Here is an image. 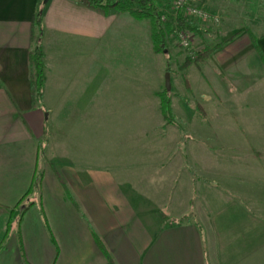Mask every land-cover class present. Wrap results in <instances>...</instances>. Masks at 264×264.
Masks as SVG:
<instances>
[{"label": "crops", "instance_id": "crops-1", "mask_svg": "<svg viewBox=\"0 0 264 264\" xmlns=\"http://www.w3.org/2000/svg\"><path fill=\"white\" fill-rule=\"evenodd\" d=\"M208 2L201 3L220 18L213 35L221 46L207 60L231 79L236 73L240 80H229L228 94L252 105L231 119L259 120L263 82L242 78L253 67L264 71V17H252L251 1ZM140 25L80 0H0V264H264V218L234 196L229 185L235 182L222 179L220 164L209 162L201 105V122L181 118L186 134L199 141L180 146L186 159L161 172L149 164L155 175L114 172L103 161L78 164L73 155L53 166L40 161L49 90L46 77L42 103L34 106L29 53L39 44L47 72L51 51V110L59 132L67 121L70 128L84 121L88 130L89 122L140 114L139 85L123 80L118 56L111 58L120 40L138 36L130 29ZM126 105L136 107L126 111ZM26 195L30 206L22 213L16 207Z\"/></svg>", "mask_w": 264, "mask_h": 264}, {"label": "rangeland", "instance_id": "rangeland-1", "mask_svg": "<svg viewBox=\"0 0 264 264\" xmlns=\"http://www.w3.org/2000/svg\"><path fill=\"white\" fill-rule=\"evenodd\" d=\"M199 1L209 4L208 1L211 0ZM199 1L196 2L198 5L214 14L211 9L202 5L201 2L200 4ZM213 1L216 4V0ZM247 1L252 2V17L263 18L264 0ZM170 3L171 0H160L158 3L161 22L166 20V15H170L175 23L178 15L171 13ZM116 13L120 14V12ZM185 19L202 31L200 34L187 31L190 43L188 50L181 47L175 28L172 34L166 33L164 47L159 53H155L149 20L140 21L141 25L138 29H130V32L138 30V36H127L120 40L119 47L111 58L118 56L120 68H124V72H120L123 80L139 85L142 103L138 109L140 114L125 112L121 115L123 120L109 119L107 122L101 120L89 122L91 129L88 130L85 128L84 121H77L75 128L73 124L70 128V123L67 121L62 123L59 132V127L53 120L50 51V56H48L50 66L47 72H44L45 81L47 77L48 82L50 103L46 107L50 108V111L46 120V133L39 141L40 161L53 166L58 162L68 163L73 155L78 164L100 165L103 161L112 166L114 172L122 171L131 176L133 170H136L135 172L139 170L143 175H148V172L155 175L154 170L149 168V164L157 163L156 170L161 172L162 167L169 166L171 162L186 159L184 153L180 152V146L199 141L186 134L185 129L182 128L184 120L181 118L190 115L201 122L200 111L197 109V105H201L206 116L203 121L206 133L202 139L205 140L203 144L209 162L214 160L215 163L220 164L219 169L216 170L222 179L235 182L229 185L234 196L239 194L246 204L253 207L254 212L264 218V104L262 112L258 114L259 120L251 119L248 115L244 118L245 120L243 119L244 121L240 122L231 119L233 116H241L245 112H250L249 108L252 107L246 103L247 98L245 102L243 98H234L228 94L229 80L239 81V76L232 73L234 77L231 79L229 74L219 73L207 59L200 65L194 63L188 68L183 66L192 50L204 47L213 48L217 44L218 38L213 33L220 30L218 27L221 24L207 21L204 22L205 25H202L200 20ZM204 31L212 34L205 36ZM252 71L253 74L242 79L249 83L261 80L263 87L258 91H264V77H261V75L264 76V71L257 70L255 67ZM166 73L169 74V91L164 86ZM165 90L171 102L172 120L169 123L165 122L160 112V104H157L160 103V99L153 94V91H158L159 94ZM117 107L120 111L121 106ZM123 107L129 111L136 106ZM111 112L110 110L108 117ZM239 123L243 126L242 130H240ZM54 127L57 129L54 130ZM177 144L180 149L178 147L176 149ZM71 151L76 152L72 154ZM245 177L248 178L247 184H242V179Z\"/></svg>", "mask_w": 264, "mask_h": 264}, {"label": "trees", "instance_id": "trees-1", "mask_svg": "<svg viewBox=\"0 0 264 264\" xmlns=\"http://www.w3.org/2000/svg\"><path fill=\"white\" fill-rule=\"evenodd\" d=\"M85 5L100 10L103 12H108L114 10L120 13H126L131 16L136 21L149 20L151 23V40L153 43V51L159 53L165 45L166 33L172 34L175 30H185L193 33H202V31L190 21H187L181 14L173 21V17L166 15V20L161 22V18L158 14V3L160 0H80ZM36 24L40 22V14L36 15ZM230 40V39H229ZM227 40V41H229ZM221 44L215 45L213 48L204 47L198 50H192L191 55L186 57L184 62V67L188 68L192 64H199L206 60L214 50L218 49ZM193 57V59L191 58ZM264 60V58H263ZM29 66L30 74L29 81L31 87V95L34 106L41 102L44 92L45 83V61L44 53L42 52L39 45L29 53ZM160 99V112L166 123L172 120L171 109H170V97L166 90L162 93L157 94ZM39 178L35 179L34 185H38ZM31 190V189H30ZM29 195V194H27ZM27 195L19 202L16 209L24 210L29 207L24 203ZM21 206H24L21 209ZM14 212V211H13ZM22 215V214H21ZM181 222V221H179ZM177 222V223H179ZM96 244L99 248L104 251L102 244L97 240Z\"/></svg>", "mask_w": 264, "mask_h": 264}, {"label": "built area", "instance_id": "built-area-1", "mask_svg": "<svg viewBox=\"0 0 264 264\" xmlns=\"http://www.w3.org/2000/svg\"><path fill=\"white\" fill-rule=\"evenodd\" d=\"M197 0H171L170 8L171 13L178 15L181 14L184 18H192L202 22L219 23V17L208 12L203 6L198 5ZM163 20V18H162ZM177 38L181 47L185 50L189 49V34L185 30L177 31ZM191 55V53H190ZM193 59V57L191 56Z\"/></svg>", "mask_w": 264, "mask_h": 264}, {"label": "water", "instance_id": "water-1", "mask_svg": "<svg viewBox=\"0 0 264 264\" xmlns=\"http://www.w3.org/2000/svg\"><path fill=\"white\" fill-rule=\"evenodd\" d=\"M49 0H43V3H47ZM164 86L167 91L170 90V81H169V74L166 73L164 77ZM45 117H47V114H45Z\"/></svg>", "mask_w": 264, "mask_h": 264}]
</instances>
